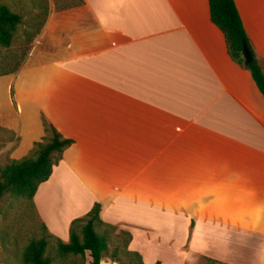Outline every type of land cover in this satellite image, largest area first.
I'll use <instances>...</instances> for the list:
<instances>
[{"label":"crops","instance_id":"1","mask_svg":"<svg viewBox=\"0 0 264 264\" xmlns=\"http://www.w3.org/2000/svg\"><path fill=\"white\" fill-rule=\"evenodd\" d=\"M79 1L91 47L0 77L23 154L42 119L72 141L33 196L46 232L99 204L143 264H264V98L208 0ZM233 1L264 74V0Z\"/></svg>","mask_w":264,"mask_h":264},{"label":"rangeland","instance_id":"2","mask_svg":"<svg viewBox=\"0 0 264 264\" xmlns=\"http://www.w3.org/2000/svg\"><path fill=\"white\" fill-rule=\"evenodd\" d=\"M0 3L21 16L11 46L0 48V77L26 66L72 55L92 45L95 28L79 0H0ZM4 115L5 112L0 111V117ZM49 137L47 134L46 138ZM31 154L32 149L23 154L20 136L0 123V168ZM35 207L33 199L27 201L5 195L0 201V264H20L19 255L23 248L39 238L49 241L48 253L54 256L56 241L43 229ZM49 211L60 212L53 202L49 204ZM112 228H108L110 242L108 254L103 257L105 263L111 261L109 254L113 248L123 244L115 235L120 230H127L122 226ZM54 264H89V259H57Z\"/></svg>","mask_w":264,"mask_h":264},{"label":"trees","instance_id":"3","mask_svg":"<svg viewBox=\"0 0 264 264\" xmlns=\"http://www.w3.org/2000/svg\"><path fill=\"white\" fill-rule=\"evenodd\" d=\"M208 5L210 21L222 32L230 59L249 71L264 98V74L249 46L234 1L208 0ZM20 24L21 16L0 3V48L11 46ZM243 44L249 47L254 57V60L247 65L244 64L242 54ZM10 95L12 97V92ZM42 125L44 132L50 134V137L34 143L30 156L12 160L0 168V201L5 195L14 199L32 201L38 186L48 180L53 166L61 159L63 151L72 144L71 140L63 138L44 119H42ZM99 212V204H94L86 215L71 221L67 242L52 237L56 241L54 256L48 253L49 241L46 238L31 240L19 255L20 264H54V260L57 259L84 261L86 257L89 259V264H101L109 250L110 232L108 230L110 229L108 228H113L101 222ZM42 227L45 230V227ZM48 236L51 237L49 234ZM115 238H121L123 244L113 248L109 254L111 262L143 264L141 256L128 249L132 239L130 232L120 230Z\"/></svg>","mask_w":264,"mask_h":264},{"label":"water","instance_id":"4","mask_svg":"<svg viewBox=\"0 0 264 264\" xmlns=\"http://www.w3.org/2000/svg\"><path fill=\"white\" fill-rule=\"evenodd\" d=\"M242 54H243V59H244V64L247 65L251 63L254 60V57L251 53V50L246 44H243L242 46Z\"/></svg>","mask_w":264,"mask_h":264}]
</instances>
